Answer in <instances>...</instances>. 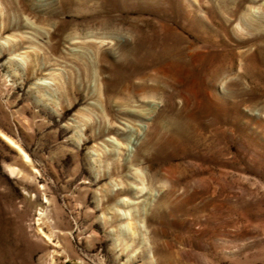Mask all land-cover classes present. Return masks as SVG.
<instances>
[{"label":"rangeland","instance_id":"obj_1","mask_svg":"<svg viewBox=\"0 0 264 264\" xmlns=\"http://www.w3.org/2000/svg\"><path fill=\"white\" fill-rule=\"evenodd\" d=\"M0 264H264V0H0Z\"/></svg>","mask_w":264,"mask_h":264},{"label":"bare ground","instance_id":"obj_2","mask_svg":"<svg viewBox=\"0 0 264 264\" xmlns=\"http://www.w3.org/2000/svg\"><path fill=\"white\" fill-rule=\"evenodd\" d=\"M23 156H24V157H27V155H25V154H24Z\"/></svg>","mask_w":264,"mask_h":264}]
</instances>
